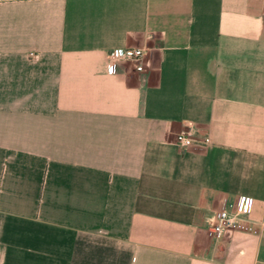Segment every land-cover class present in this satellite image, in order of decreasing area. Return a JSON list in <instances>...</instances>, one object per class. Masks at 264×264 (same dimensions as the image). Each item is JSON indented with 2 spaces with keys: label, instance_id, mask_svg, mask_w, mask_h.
I'll return each instance as SVG.
<instances>
[{
  "label": "crops",
  "instance_id": "0c3cea01",
  "mask_svg": "<svg viewBox=\"0 0 264 264\" xmlns=\"http://www.w3.org/2000/svg\"><path fill=\"white\" fill-rule=\"evenodd\" d=\"M0 264H264V0H0Z\"/></svg>",
  "mask_w": 264,
  "mask_h": 264
},
{
  "label": "built area",
  "instance_id": "2783aa9c",
  "mask_svg": "<svg viewBox=\"0 0 264 264\" xmlns=\"http://www.w3.org/2000/svg\"><path fill=\"white\" fill-rule=\"evenodd\" d=\"M146 53L147 50L139 46L109 50L107 53V71L114 73L120 63L125 61L132 63L136 71L142 72L145 70ZM183 124L186 128L177 134L176 139L181 148L192 145L205 147L211 143L209 137L196 139L189 129L191 125L187 121H183ZM252 202L253 199L247 195H241L235 201L227 197L223 198L219 209L213 215L209 236L218 240L235 230L253 231L254 223L249 216Z\"/></svg>",
  "mask_w": 264,
  "mask_h": 264
}]
</instances>
